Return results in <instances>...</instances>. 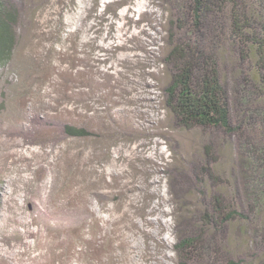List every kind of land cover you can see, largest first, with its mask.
I'll return each instance as SVG.
<instances>
[{"label": "rangeland", "instance_id": "1", "mask_svg": "<svg viewBox=\"0 0 264 264\" xmlns=\"http://www.w3.org/2000/svg\"><path fill=\"white\" fill-rule=\"evenodd\" d=\"M18 2L20 45L0 71V264H179L186 160L212 138L224 174L237 152L166 108L167 3ZM73 122L97 135L69 139Z\"/></svg>", "mask_w": 264, "mask_h": 264}, {"label": "trees", "instance_id": "2", "mask_svg": "<svg viewBox=\"0 0 264 264\" xmlns=\"http://www.w3.org/2000/svg\"><path fill=\"white\" fill-rule=\"evenodd\" d=\"M18 1L0 0V71L20 45ZM164 2L166 108L178 128L221 134L224 148L237 152L224 174L216 171L220 141L212 138L198 159L186 160L194 181L175 192L179 264H264V0ZM227 52L236 59L230 89ZM65 132L74 140L97 135L75 122Z\"/></svg>", "mask_w": 264, "mask_h": 264}]
</instances>
